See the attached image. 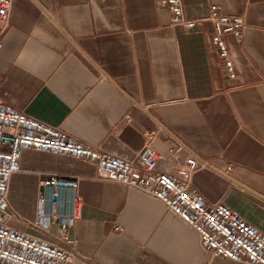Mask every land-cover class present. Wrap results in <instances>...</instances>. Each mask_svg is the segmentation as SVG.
Returning a JSON list of instances; mask_svg holds the SVG:
<instances>
[{
  "label": "crops",
  "instance_id": "0c3cea01",
  "mask_svg": "<svg viewBox=\"0 0 264 264\" xmlns=\"http://www.w3.org/2000/svg\"><path fill=\"white\" fill-rule=\"evenodd\" d=\"M192 30L157 0H13L0 20V98L111 156L150 144L157 170L202 165L192 192L223 202L264 235V0H183ZM212 5L241 17L224 35L235 77L212 41ZM175 154H173V153ZM9 183L7 225L74 251L73 264H242L212 256L159 200L96 177L94 162L26 149ZM49 175L78 180L68 242L34 226Z\"/></svg>",
  "mask_w": 264,
  "mask_h": 264
},
{
  "label": "built area",
  "instance_id": "2783aa9c",
  "mask_svg": "<svg viewBox=\"0 0 264 264\" xmlns=\"http://www.w3.org/2000/svg\"><path fill=\"white\" fill-rule=\"evenodd\" d=\"M171 10V22L192 30L202 20L186 17L183 0H157ZM13 0H0V20H6ZM214 25L213 43L220 49L226 69L235 77L234 65L224 40L225 34L241 39L245 22L241 17L221 13L212 5L208 18ZM1 47V45H0ZM26 149L68 155L91 161L96 165V177L116 183L162 202L173 214L193 228L205 249L218 258L242 264H264V235L250 225L235 209L223 202L207 203L192 192L194 175L202 165L194 157L187 159L176 174L157 170L160 155L146 144L132 160L111 156L66 132L19 112L0 98V264H73L74 251L52 242L40 241L25 232L10 228L7 222L18 219L10 211L9 183L20 172V160ZM173 153V152H172ZM175 154V153H173ZM78 180H66L49 175L42 181L37 221L34 226L49 233L50 222L62 221L56 238L68 242L69 224L64 220L77 218L82 198L76 193Z\"/></svg>",
  "mask_w": 264,
  "mask_h": 264
}]
</instances>
